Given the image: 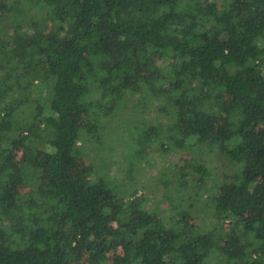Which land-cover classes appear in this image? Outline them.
<instances>
[{"label": "trees", "instance_id": "obj_1", "mask_svg": "<svg viewBox=\"0 0 264 264\" xmlns=\"http://www.w3.org/2000/svg\"><path fill=\"white\" fill-rule=\"evenodd\" d=\"M212 255L264 264V0H0V264Z\"/></svg>", "mask_w": 264, "mask_h": 264}, {"label": "rangeland", "instance_id": "obj_2", "mask_svg": "<svg viewBox=\"0 0 264 264\" xmlns=\"http://www.w3.org/2000/svg\"><path fill=\"white\" fill-rule=\"evenodd\" d=\"M16 9V7H15ZM144 122L147 123H157L158 121L160 122H167V119H165L164 116H154V113H151L148 115L146 118H144ZM200 146V145H199ZM196 147V146H194ZM191 151H195V148H190ZM187 151H182V152H168L165 154V156H161L159 152L155 153L154 155L150 156V161L152 165L150 167H147L143 171H137L136 169L134 170L137 171L135 174V180L134 183L137 184H147L145 186V191H148L149 193V199L156 203V207L159 209H168L167 204L170 199L177 198L178 199V190H176V184L171 183L167 187H162L161 185V180L158 179L159 173L163 171V165L165 164L166 167H171L173 164H175L178 167L185 166L186 165V160L192 159V155H187ZM190 153V152H189ZM203 160H204V165L209 168L210 170V177L211 179L217 180L220 177L224 176L225 174H230L233 169L229 168L228 165L226 164V160L224 156L222 155H217L216 153H206L203 155ZM113 164L112 166H114ZM141 178V179H140ZM188 178L189 183L191 184V175L188 174L186 175V179ZM207 186H211V180L207 183ZM191 191V185L184 189L182 194L189 193ZM199 199L197 200V205L201 204L204 205L206 203V197L203 195L201 198L198 197ZM184 204H186V198L184 201ZM194 213V212H193ZM219 262V257L217 255H212L209 258L208 263L209 264H216Z\"/></svg>", "mask_w": 264, "mask_h": 264}]
</instances>
